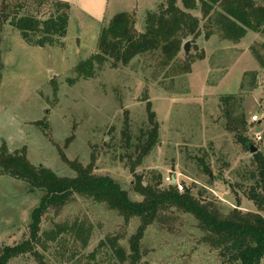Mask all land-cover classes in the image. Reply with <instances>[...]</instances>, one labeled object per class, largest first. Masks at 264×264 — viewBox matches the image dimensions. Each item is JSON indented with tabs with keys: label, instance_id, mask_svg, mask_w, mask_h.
I'll return each instance as SVG.
<instances>
[{
	"label": "rangeland",
	"instance_id": "374dc122",
	"mask_svg": "<svg viewBox=\"0 0 264 264\" xmlns=\"http://www.w3.org/2000/svg\"><path fill=\"white\" fill-rule=\"evenodd\" d=\"M165 1L69 0L66 35L43 47L24 41L7 21L0 29V152L24 150L33 166L45 167L58 177H74L72 163L90 167L93 174L118 182L132 200L142 199L132 191L136 174L147 182L153 174H160L163 186L172 183L180 191L189 188L194 195L216 202L223 213L233 208L256 212L243 190L234 193L231 189V183L239 179L236 173L250 164L251 154L226 129L219 97L239 94L244 74L258 73L255 90L245 81L241 107L246 135L264 153V79L253 56V49L261 50L264 35L249 31L237 42L218 32L206 37V20L195 12L201 18L202 33L195 40H184L177 57L186 64L183 45L189 41V73L169 75L152 54L137 56L127 65L108 62L96 66L88 79L78 77L74 70L96 51L101 29L113 16L129 14L141 32L146 14ZM5 5L7 12L16 7L20 14L40 18H48L55 9L53 0H0V8ZM148 110L156 114L158 143L135 165L136 157L129 159L133 150L126 148L123 133L130 136L131 145L136 143L148 124ZM254 115L257 121L252 120ZM199 158L208 164L213 179L202 170ZM40 197L41 192L26 183L0 176V251L28 237L30 213ZM167 216L166 222L158 221L146 230L139 264H230L201 242L191 216L178 212ZM73 221L91 227L88 244L82 246L67 235L49 244L43 261L113 264L106 248L94 257L92 253L110 235L122 236L121 243L127 248V239L139 224L137 219L126 223L104 204L76 197L59 209L50 208L41 228L51 230L54 223ZM36 261L26 254L8 264Z\"/></svg>",
	"mask_w": 264,
	"mask_h": 264
},
{
	"label": "trees",
	"instance_id": "16d2710c",
	"mask_svg": "<svg viewBox=\"0 0 264 264\" xmlns=\"http://www.w3.org/2000/svg\"><path fill=\"white\" fill-rule=\"evenodd\" d=\"M178 1L166 0L155 11L148 12L141 32L135 29L129 14L113 16L107 26L101 29L96 51L76 65L74 70L77 76L92 78L96 66L108 62L113 66L127 65L143 54L156 55L158 65L165 72L169 71V75L189 73V57L183 60L185 65L179 63L177 57L184 40H195L202 33L201 18L195 12L206 20V37L218 32L224 39L237 42L249 31L264 35V0H180V5ZM53 4L54 14L48 18L20 14L16 7L12 14L7 12L5 5L3 9L0 8V29L8 21L27 43L40 47L53 44L55 39L66 35L70 9L66 2L53 0ZM260 48L253 49V56L264 79V44ZM246 80L250 90L258 87V73H246L240 84V93L220 96L219 102L226 119V129L251 154L250 164L236 173L239 179L231 183V189L234 188V193L243 190L247 199L256 207V212L233 208L223 213L216 202L203 199L202 194L199 197L194 195L189 188L184 187L180 191L176 184L163 186L160 174H153L150 182L144 180L143 175L136 174L132 191L142 199L132 200L118 182L109 176L93 174L90 167L84 168L72 163L75 176L58 177L45 167L33 166L27 160L24 150L8 154L2 149L0 176L26 183L30 188L40 191L41 197L30 213L28 237L14 246L3 247L0 251V264H8L11 259L26 254L32 255L38 264H48L43 261V252L47 251L50 243L62 240L67 235H73L77 238L75 240L82 242V246H86L91 236V227L85 222L54 223L51 230L41 228L42 217L50 208L59 209L76 197L104 204L126 223L132 219L139 221L135 232L127 239V248L121 243L122 236L110 235L99 243L92 257L99 249L106 248L114 260L113 264H139L142 257L141 241L148 227L158 221L166 222L167 214L178 212L191 216L201 232V242L217 250L219 256L230 264H261L264 259V153L258 149L251 152L255 146L246 135V116L241 107ZM155 116L153 111L148 110V124L140 130L136 143L131 145L130 136L123 133L126 148L132 147L133 150V154L128 157H136L135 165H139L158 143L159 124ZM198 164L213 179L203 158L198 159ZM57 262L64 264L66 261Z\"/></svg>",
	"mask_w": 264,
	"mask_h": 264
},
{
	"label": "water",
	"instance_id": "95a60500",
	"mask_svg": "<svg viewBox=\"0 0 264 264\" xmlns=\"http://www.w3.org/2000/svg\"><path fill=\"white\" fill-rule=\"evenodd\" d=\"M189 46H190V42L189 41H187L186 43H184V45H183V51H184V55L187 57L188 56V54H189ZM251 152H256L257 151V148L256 147H252L251 148V150H250ZM175 182V179H174V177H173V183Z\"/></svg>",
	"mask_w": 264,
	"mask_h": 264
},
{
	"label": "built area",
	"instance_id": "2783aa9c",
	"mask_svg": "<svg viewBox=\"0 0 264 264\" xmlns=\"http://www.w3.org/2000/svg\"><path fill=\"white\" fill-rule=\"evenodd\" d=\"M252 120H253V121H257V120H258L257 116L254 115V116L252 117Z\"/></svg>",
	"mask_w": 264,
	"mask_h": 264
},
{
	"label": "crops",
	"instance_id": "0c3cea01",
	"mask_svg": "<svg viewBox=\"0 0 264 264\" xmlns=\"http://www.w3.org/2000/svg\"><path fill=\"white\" fill-rule=\"evenodd\" d=\"M59 1H62V2H66L68 4H70L69 0H59ZM73 5V4H72ZM91 9V8H90Z\"/></svg>",
	"mask_w": 264,
	"mask_h": 264
}]
</instances>
